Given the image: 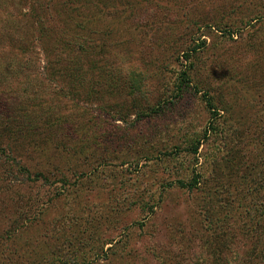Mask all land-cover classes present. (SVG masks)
<instances>
[{
	"label": "rangeland",
	"instance_id": "374dc122",
	"mask_svg": "<svg viewBox=\"0 0 264 264\" xmlns=\"http://www.w3.org/2000/svg\"><path fill=\"white\" fill-rule=\"evenodd\" d=\"M260 148L264 0H0V264H264Z\"/></svg>",
	"mask_w": 264,
	"mask_h": 264
},
{
	"label": "trees",
	"instance_id": "16d2710c",
	"mask_svg": "<svg viewBox=\"0 0 264 264\" xmlns=\"http://www.w3.org/2000/svg\"><path fill=\"white\" fill-rule=\"evenodd\" d=\"M186 57H188V56H186ZM181 74L183 75V79H181L179 81L178 85L176 86L180 92H182V87L188 88L190 86L189 85L190 81L188 79V75H189L188 72L185 70ZM129 91H131L132 93L133 92L135 93V92H140L141 89H140V87H132V86H130L129 87ZM172 97H174V96H172ZM201 97L204 99L205 107L207 108V110H208V112L210 113L211 116H210V119L208 121L207 126L204 127L202 134H200V139L194 138V139H192L194 144L193 143H189L187 145V149L189 151H191L192 153H196L198 151V146H199L200 140L201 139H206L207 136H208V134L212 130L215 129V125H214L215 122L214 121H215V119L219 115L218 112H217L218 111L217 105L212 101V99H210V96H208L207 93H203L201 95ZM170 100H172V98H170V99L169 98H164V102L163 103H166V105L171 104V103L173 104V101H170ZM161 107L162 106H160V104H159L155 108H149V111L148 112L138 113L139 115L137 116V118L139 119L141 117H148V116H150L148 114H150L152 112H154L153 114L159 113L161 111ZM260 149L261 150H264V148H260ZM20 169H22L24 172H28L29 173V171L25 167H21ZM193 174H192V177L190 179L191 181H188V183H184V181L179 180L177 182L178 185L180 187H187V188H191V186H194L195 187V185H197V182H198V175H196L198 173H196L195 175H193ZM38 176H41V175L38 173L37 175H35V177L33 176L30 179L29 178L28 179L29 180H34V178L36 179V177H38ZM261 178H262V181H258L257 182V184H258L257 185V191L261 190L262 186H264V176L261 177ZM257 195H258V193H257ZM247 211H248L247 213H252L253 216H255V218H256V220H255L256 223L255 224H257V226L254 227L253 229H256L257 230V235L259 234L260 237H264V200L258 199L255 204L254 203H251V206L249 208H247ZM209 216L210 217H213L212 214H209ZM216 224H217L216 221H213V219L210 218L209 225L211 227L214 226V228L216 229ZM257 254H259V252H257ZM250 257H252V252H250V254L248 255V259ZM248 261H250V260H248ZM243 262L246 263L247 260L246 261H243Z\"/></svg>",
	"mask_w": 264,
	"mask_h": 264
}]
</instances>
